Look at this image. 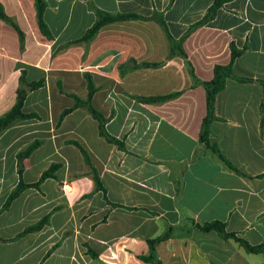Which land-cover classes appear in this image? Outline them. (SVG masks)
I'll return each mask as SVG.
<instances>
[{"label": "crops", "instance_id": "1", "mask_svg": "<svg viewBox=\"0 0 264 264\" xmlns=\"http://www.w3.org/2000/svg\"><path fill=\"white\" fill-rule=\"evenodd\" d=\"M45 1L52 38L39 29L36 0H0L15 25L0 19V116L16 102L22 71L28 82L45 80L23 107L38 117L0 133V264H150L141 259L150 254L148 241L170 228L172 235L157 246L161 264H264V254L247 253L197 227L222 221L251 245L264 244V0H228L183 44L202 81L212 79L216 65L230 63L231 43L243 49L232 70L252 81L227 79L209 137L242 175L200 142L206 91L193 85L182 58L170 57L168 35L152 19L161 16L179 40L215 0ZM94 8L144 19L105 24L81 41L96 21ZM134 62L161 65L133 68ZM85 74L96 86L92 105L108 118L107 132L122 147L100 136L98 122L84 108L59 121L74 104L71 94L87 98ZM175 93L164 101L138 99ZM38 140L40 147L23 160V181L38 182L52 164L60 168L3 210L19 183L18 154ZM71 141L88 152L117 207L96 190ZM46 216L42 229L21 235Z\"/></svg>", "mask_w": 264, "mask_h": 264}, {"label": "trees", "instance_id": "2", "mask_svg": "<svg viewBox=\"0 0 264 264\" xmlns=\"http://www.w3.org/2000/svg\"><path fill=\"white\" fill-rule=\"evenodd\" d=\"M228 0H215L213 5L207 10L204 17L199 20L198 22L192 24L188 31L184 34L182 38L179 40L174 39L171 34L168 31L167 25L164 21V19L161 16L154 15L152 16V19L157 20L164 30L166 31L169 39L170 44V57H180L184 60L188 71L190 73V76L193 81L194 86L201 85L204 87L206 91V104H207V113L204 117L201 125L200 130V142L207 148L211 149L214 154L218 157L220 161L224 163V165L232 172H234L237 175H242V173L234 167L231 162H229L217 149L215 146L210 145L209 137H210V126L211 124L218 120L219 117L216 115V103L217 98L219 94L225 89L226 81L228 78L235 79L237 81L241 82H250L252 79L249 78H240L237 77L232 68L233 64L236 61V59L242 54L243 49L238 48L234 43L230 44V51H231V60L230 63L227 65H216L214 67L213 71V77L209 81H202L200 80L195 73L194 66L192 62L189 60L188 55L186 51L184 50L183 44L185 39L198 27L208 24L211 20H213L217 14V11L224 6V4ZM36 6V18L38 22L39 29L41 33L48 37L52 38V34L44 20V12L46 10L47 4L45 0H36L35 3ZM94 11L96 13V21L94 25L85 33L81 41H89L91 38H93L98 30L104 26L105 24L118 21V20H128V19H144V17L136 15V14H120V15H111L106 12H103L101 10H98L94 8ZM0 19L4 21L6 24L15 27L13 21L7 16L6 12L4 11V8L0 5ZM19 32V40H20V47L23 50L25 45V38L23 33L18 30ZM161 64H151V63H144L142 65H137L134 62L133 68L138 67H158ZM125 72V69L122 68V73ZM85 78L88 82V95L86 99H82L79 96L75 94H71V97L74 100V104L71 108L64 110L59 118V121H62L63 118L78 108H84L97 122H98V128H99V134L102 138H104L107 142L115 144L117 146L122 147L123 143L111 136L106 129V124L108 122V118L104 117L99 111H97L94 106L92 105V97L94 93L96 92V86L94 85V82L89 74H85ZM45 83L44 79H40L38 81L34 82H28L26 79V72L22 71L20 79H19V87L17 89V97L16 102L13 105V107L7 111L5 114L0 116V133L7 130L11 126H13L15 123L21 120L26 119H32L38 117L36 114L33 113H25L23 111L24 102L26 100V97L31 91L37 90L41 88ZM260 84L262 85L264 89V81H261ZM58 88L61 92H64L61 84H58ZM180 93L171 94L166 97H153V98H138L141 101L144 102H156V101H164L168 99L175 98ZM261 110H264V97L261 102ZM71 144L78 147V149L81 151L82 156L84 158L85 164L90 167L92 178L95 183V188L98 191H102L104 194L105 200L110 204L112 207H117L118 205L112 204L107 199V193L106 189L104 188L101 179L95 170L93 168L90 156L88 152L82 147V145L76 141H71ZM41 141H35L31 145H29L25 150L20 152L18 154V175H19V183L17 187L11 192L9 195L6 203L3 206V210L10 207L12 202L27 188H36L39 189L40 185L43 181H45L47 178L54 177L56 171L60 168V164H52L51 167L45 171L38 182L27 184L23 181V160L31 155V153L40 147ZM49 216L44 217L42 220L37 222L36 224L32 225L31 227L27 228L21 235H25L30 232L38 231L42 229V227L48 222ZM197 227L201 229L204 232H216L222 239L224 240H233L234 242L238 243L247 253L250 254H264V244L262 245H251L248 241H246L243 238H240L237 236L235 232H229L227 231L226 223L222 221H213L209 223H205L203 225L197 224ZM172 235V229L165 234L148 241L149 248H150V254L149 256H142L141 259L144 261L150 263V264H161V260L157 254V246L158 244L169 238ZM51 253V251L48 253V255ZM88 253L91 254L93 257H97L96 253L93 252L90 248H88Z\"/></svg>", "mask_w": 264, "mask_h": 264}]
</instances>
